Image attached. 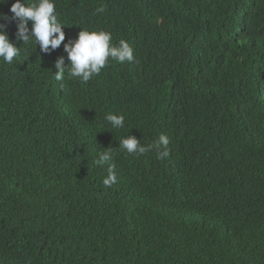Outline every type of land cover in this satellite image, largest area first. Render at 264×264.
<instances>
[{
	"label": "trees",
	"instance_id": "16d2710c",
	"mask_svg": "<svg viewBox=\"0 0 264 264\" xmlns=\"http://www.w3.org/2000/svg\"><path fill=\"white\" fill-rule=\"evenodd\" d=\"M55 6L65 43L104 30L135 59L109 58L86 83L55 80L63 44L21 41L0 60V264H264V0ZM6 31L16 43V23ZM161 134L163 159L119 148ZM108 147L106 188L95 160Z\"/></svg>",
	"mask_w": 264,
	"mask_h": 264
},
{
	"label": "clouds",
	"instance_id": "9594fccd",
	"mask_svg": "<svg viewBox=\"0 0 264 264\" xmlns=\"http://www.w3.org/2000/svg\"><path fill=\"white\" fill-rule=\"evenodd\" d=\"M5 0H0L4 3ZM103 11V8L97 9ZM11 17L0 14V60L11 64L14 58L19 57L21 49L18 47L28 44L33 40L39 45L42 53L48 54L60 48L63 44L64 52L67 54L69 66L65 67V57L60 56L55 60L54 74L57 81L65 79L66 69L69 78H79L81 83L88 82L93 76L98 75L106 67L109 58L120 63L133 62L134 49L124 39L118 45L112 43L110 32L99 30L89 31L82 29L73 40H66L64 24L60 22L56 12L55 0H15L10 8ZM4 21H7L5 23ZM16 23V43L10 40L7 34L8 23ZM31 22V27H29ZM106 121L113 129L124 127L125 116L109 113L105 116ZM170 141L167 135L161 134L152 145L144 146L135 136L129 135L119 140V148L128 154L142 155L153 148L162 149L158 151V158L163 159L169 155L168 145ZM113 153L111 147L104 148L98 153L95 163L99 166L108 165V175L103 180L104 187H111L117 183L115 164L111 163Z\"/></svg>",
	"mask_w": 264,
	"mask_h": 264
}]
</instances>
